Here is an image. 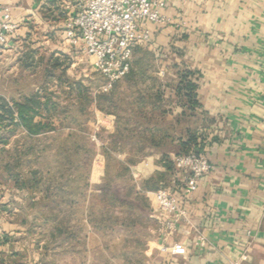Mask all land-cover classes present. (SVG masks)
<instances>
[{
    "label": "crops",
    "instance_id": "1",
    "mask_svg": "<svg viewBox=\"0 0 264 264\" xmlns=\"http://www.w3.org/2000/svg\"><path fill=\"white\" fill-rule=\"evenodd\" d=\"M71 1L0 0V7L9 8L22 28L42 6L68 15ZM160 14L166 23L148 25L151 42L140 47L157 66L114 84L122 110H96V117L107 137L120 126L122 142L151 144L130 166L137 187L165 173L161 156L172 159L188 132L199 136L200 154L212 168L182 204L192 229L177 225L163 234L157 218L146 215L153 227L145 264H264V0H164ZM6 53L11 50L1 47L0 55ZM185 68L198 72L200 109L193 113L175 93L177 71ZM187 177L168 178L166 187L181 186ZM87 231L90 240L95 237ZM175 243L186 244V255L161 251ZM86 247L89 256L97 246Z\"/></svg>",
    "mask_w": 264,
    "mask_h": 264
},
{
    "label": "rangeland",
    "instance_id": "2",
    "mask_svg": "<svg viewBox=\"0 0 264 264\" xmlns=\"http://www.w3.org/2000/svg\"><path fill=\"white\" fill-rule=\"evenodd\" d=\"M84 3L71 1L68 15L53 9L55 18L50 21L42 12L30 18L18 28L11 53L0 55V98L11 105L38 93L57 105L52 131L33 137L18 131L0 149V264H86L89 259L93 264H145L143 251L152 239L153 225L144 216L151 212L162 222L151 194L156 191L138 195L140 187L132 176L112 161L105 170L108 161L98 141L109 146L108 137L96 110L107 104L96 99L110 92H101L103 78L92 68L82 44L70 43L64 34L67 20ZM147 66L154 70L157 64L149 60ZM95 146L100 153H95ZM77 148L79 157L73 154ZM112 153L121 160V152ZM160 183L156 190L168 186L164 180ZM70 201H75L74 207L67 206ZM87 201L92 210L85 208ZM89 214L100 230L87 222ZM64 226L67 234H58ZM88 227L95 233L91 240ZM73 232L76 238L69 237ZM87 243L97 246L89 256Z\"/></svg>",
    "mask_w": 264,
    "mask_h": 264
},
{
    "label": "built area",
    "instance_id": "3",
    "mask_svg": "<svg viewBox=\"0 0 264 264\" xmlns=\"http://www.w3.org/2000/svg\"><path fill=\"white\" fill-rule=\"evenodd\" d=\"M163 7L164 0H85L83 8L67 20L65 37L70 43L79 41L82 44L92 68L104 80L101 92H110L114 84L127 75L136 47L150 44L148 25L161 26L166 23L167 20L160 14ZM18 28L19 25L12 20L10 9L0 7V48L14 49L13 40ZM92 140L96 141L95 137ZM173 162L178 174L188 173L185 183L160 188L153 193L155 212L162 221L161 229L168 230V233L175 231L177 225L193 228L182 204L191 198L198 180L212 168L206 157L194 152L174 157ZM202 241L203 237L198 236L197 242ZM186 249V244L175 243L161 251L184 256Z\"/></svg>",
    "mask_w": 264,
    "mask_h": 264
},
{
    "label": "trees",
    "instance_id": "4",
    "mask_svg": "<svg viewBox=\"0 0 264 264\" xmlns=\"http://www.w3.org/2000/svg\"><path fill=\"white\" fill-rule=\"evenodd\" d=\"M53 5L50 4L48 7L42 6L41 12L42 17L45 20H53L55 18V14L53 11ZM61 15L63 13H60ZM152 60L151 53L147 51H143L140 47H136L132 52V57L130 60V68L128 73H134L135 71H148L147 62ZM127 73V74H128ZM49 74H51L49 72ZM127 76V75H126ZM125 76V77H126ZM124 77V78H125ZM123 78V79H124ZM197 78L198 72L192 71L189 69H181L177 71V79L178 82L175 86L176 96L182 102V106L186 109V111L193 113L200 109V104L197 98ZM122 79V80H123ZM104 81V80H103ZM121 81V80H120ZM104 84V82H103ZM38 94V93H37ZM34 94L31 96H24L22 99L18 101H13L11 105L7 104L2 98H0V149L6 146L9 141L16 136L18 131L25 132L27 136H38L44 132L52 131L54 126L51 124V119L55 117V112L57 111V105L55 102H52L50 97L42 98L41 96ZM105 100L106 107L98 105V109L104 113H115L116 111H121L119 93L117 90L112 87V91L109 95L97 97L98 100ZM119 99V100H118ZM36 118H39L40 121H36ZM116 121L118 124L121 122V117L117 116ZM118 126L117 133L114 136L108 137L109 146H105L104 144L101 147L102 153L107 159L108 162L105 164V170H107L109 166V161L115 163L118 167L121 168V172L128 174L130 172V166L136 162L138 154H143L147 147L151 146L150 143L140 142L131 143L121 141L122 135L121 130ZM197 134L188 132L184 139H178V151L174 155V157L184 156L189 154L190 152H194L196 154H200L199 143H198ZM102 141V140H101ZM164 147L163 145H161ZM95 150V149H94ZM89 150L90 158L94 155V151ZM121 152V154H126L125 159L118 160L113 155L112 152ZM80 150L77 148L73 151L75 157L80 156ZM173 157V158H174ZM173 158L171 159L167 155L161 156V161L165 168L164 174H156L151 179L142 182L140 184V189L137 194H145L147 192H153L157 189V184L161 181L168 180V178H174L178 174V170L175 168ZM70 160L65 161V164H69ZM74 166V161L71 162ZM79 164V163H78ZM76 164L75 170L80 169V166ZM10 165V164H8ZM9 167V166H8ZM76 173V172H75ZM18 174L14 176V180L18 182ZM76 175V174H75ZM13 179V178H12ZM76 179V176H75ZM74 179V180H75ZM23 186H27L26 182H23ZM26 187V188H27ZM68 207H74L75 201L68 202ZM66 207V206H65ZM64 207V208H65ZM67 208V207H66ZM90 210H92L91 204L88 206ZM69 211V210H68ZM68 217V216H67ZM147 222H150L146 216H144ZM68 219V218H67ZM87 222L92 226V229L100 230L97 228L94 217L90 214L86 216ZM58 234L65 233V226L63 232L60 230L57 231ZM74 233V232H73ZM72 234H68L73 237ZM71 237V238H72ZM3 242H7L6 238H4ZM139 264V263H138Z\"/></svg>",
    "mask_w": 264,
    "mask_h": 264
}]
</instances>
